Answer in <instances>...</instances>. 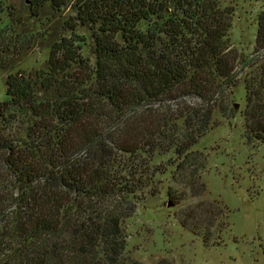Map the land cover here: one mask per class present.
Returning a JSON list of instances; mask_svg holds the SVG:
<instances>
[{
    "label": "trees",
    "instance_id": "16d2710c",
    "mask_svg": "<svg viewBox=\"0 0 264 264\" xmlns=\"http://www.w3.org/2000/svg\"><path fill=\"white\" fill-rule=\"evenodd\" d=\"M73 10L46 66L10 73L0 100V264H146L128 254L124 222L159 176L171 201L203 199L207 155L194 147L216 111L229 112L241 64L246 133L264 143V11L249 62L223 0H75ZM79 27L91 30V55ZM229 213L201 201L181 224L219 246Z\"/></svg>",
    "mask_w": 264,
    "mask_h": 264
},
{
    "label": "rangeland",
    "instance_id": "374dc122",
    "mask_svg": "<svg viewBox=\"0 0 264 264\" xmlns=\"http://www.w3.org/2000/svg\"><path fill=\"white\" fill-rule=\"evenodd\" d=\"M64 1V5L53 6L51 0H0L4 6L0 15V100L7 99L10 73L45 67L53 42L69 34L66 21L74 13L75 0ZM40 2L43 7L38 9ZM223 3L235 8L234 48L252 62L264 0ZM77 33L86 36L88 46L83 52L91 55V30L79 27ZM247 66H238V82L229 88V112L224 116L216 111L217 125L194 147L207 155L203 199L190 190L183 193L180 203L171 201L169 175L159 176L154 192L146 193L136 212L124 222L127 252L132 258L146 264H264V143L246 133L242 111L246 107L243 78L249 71ZM214 199L230 210V226L219 246L214 236L205 245L201 235L181 224L187 211L193 213L199 202Z\"/></svg>",
    "mask_w": 264,
    "mask_h": 264
},
{
    "label": "water",
    "instance_id": "95a60500",
    "mask_svg": "<svg viewBox=\"0 0 264 264\" xmlns=\"http://www.w3.org/2000/svg\"><path fill=\"white\" fill-rule=\"evenodd\" d=\"M235 106L238 108L239 107V103H236ZM171 205V204H170Z\"/></svg>",
    "mask_w": 264,
    "mask_h": 264
}]
</instances>
